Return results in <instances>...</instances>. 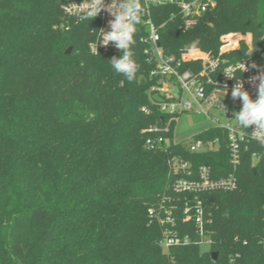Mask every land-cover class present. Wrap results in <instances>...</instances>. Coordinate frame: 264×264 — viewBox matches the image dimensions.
I'll return each mask as SVG.
<instances>
[{
  "label": "trees",
  "instance_id": "trees-1",
  "mask_svg": "<svg viewBox=\"0 0 264 264\" xmlns=\"http://www.w3.org/2000/svg\"><path fill=\"white\" fill-rule=\"evenodd\" d=\"M63 4L0 0V264H264V144L242 145L235 189L197 199L177 193L174 156L193 170L212 168L213 178L231 172L228 132L210 126L194 135L219 138L211 151L193 152L182 142L147 148L155 135L148 129L163 126L166 115L150 101L158 78L145 54L144 26L137 25L131 50L138 71L130 82L111 68L123 51H90L100 18L67 17ZM151 17L161 26L165 57L184 70L201 67L181 60L198 48L219 57L221 69L256 60L258 76L264 72V0H216L190 29L182 28L176 2L152 8ZM227 33H251V47L241 40L220 54ZM162 203L173 208L175 226L149 214ZM165 228L189 242L164 248ZM203 237L211 241L206 251Z\"/></svg>",
  "mask_w": 264,
  "mask_h": 264
},
{
  "label": "built area",
  "instance_id": "built-area-1",
  "mask_svg": "<svg viewBox=\"0 0 264 264\" xmlns=\"http://www.w3.org/2000/svg\"><path fill=\"white\" fill-rule=\"evenodd\" d=\"M63 2V12L67 17L71 18H79L84 15L92 4V0H63ZM174 2L177 3L180 14L183 16L182 28L184 29H190L197 23L203 13L216 6V0H141L145 10L141 23L147 33L142 37V41L145 43V54L155 67L151 75L158 78V82L150 89V101L160 108V111L167 117L163 116L165 122L163 126H154L148 129L149 132L155 135L148 137L146 146L151 150L157 151L160 149L166 150L170 145H177V143L182 142L193 152L216 149L220 142L219 138L205 141L195 138V133L190 140H187L178 137L176 128L173 132L171 131L172 126H176L178 122H181L183 116L193 113L205 116L210 126L220 127L228 132V148L230 149L232 170L226 177L213 178L212 168L207 166H200L199 169L193 170L190 163L179 155L169 160L170 168L178 176L174 182L175 191L177 193H193L197 199L198 194L202 192L229 191L237 187L236 172L241 161V147L250 140L257 141L252 138L254 136L253 126L247 130L237 120L235 123H224L216 114L224 113L228 118H235L236 110L242 108V101L239 98L233 99L231 95L237 81L242 83L244 90L253 99V96L258 92L259 86L258 78H253L258 77L260 64L256 60H242L236 63H229L221 69L219 57H215L211 53L204 52L198 48L191 49L183 54L181 60H199L201 61L199 69L184 70L181 68L180 62L174 64L171 59H167L159 43L161 26H156L153 22L151 10L156 6L173 4ZM104 3L106 5L110 4L112 0H104ZM97 17L100 18V26L96 31V38L90 43V51L94 54L105 55L122 52L123 50L116 48L113 42L105 45L101 40L103 31L108 32L111 30L109 22L114 17L106 9H101ZM222 40L225 41V38ZM225 45L220 47V54L239 48V46ZM248 46L251 47V44H248ZM243 65L244 68L241 70ZM155 95H159L160 98L156 99ZM226 98L232 99L234 102H229ZM143 109L145 112H149L147 107ZM228 112H233L234 117L228 116ZM191 209L186 203L184 210L186 221L192 219ZM162 210L163 215H161ZM148 212L151 216H155L161 224H169L172 227L176 225L173 208L167 207L165 203H162L158 213H156L154 208H150ZM194 217L196 218V225L200 230V234L203 235L205 223L204 208L199 200L195 204ZM163 235L161 245L166 249L189 242L188 236L180 237L171 229L165 228ZM210 242L208 237H203L201 244L209 245Z\"/></svg>",
  "mask_w": 264,
  "mask_h": 264
},
{
  "label": "clouds",
  "instance_id": "clouds-1",
  "mask_svg": "<svg viewBox=\"0 0 264 264\" xmlns=\"http://www.w3.org/2000/svg\"><path fill=\"white\" fill-rule=\"evenodd\" d=\"M101 9H106L114 17L109 22L111 30L102 33V43L107 45L109 42H113L116 48L123 50L121 56H113L110 59L111 68L128 81H134L138 65L133 58L131 49L136 43L137 25L141 23L145 11L141 0H112V3L107 5L104 0H92L91 6L79 19L92 20L100 13ZM253 51L250 49L248 55H251ZM243 68L244 65L241 70ZM257 78L260 82L258 97L255 100L250 98L240 81H237L231 95L233 99L239 98L242 101V108L235 113V119L244 129L253 126L254 136L252 138L264 144V72L253 79Z\"/></svg>",
  "mask_w": 264,
  "mask_h": 264
},
{
  "label": "rangeland",
  "instance_id": "rangeland-1",
  "mask_svg": "<svg viewBox=\"0 0 264 264\" xmlns=\"http://www.w3.org/2000/svg\"><path fill=\"white\" fill-rule=\"evenodd\" d=\"M225 36V37H224ZM224 36L221 37V41L223 45L225 46H239L241 40H244L246 43L251 44L252 35L251 33H227L224 34ZM227 37V38H226ZM225 38V41L222 40ZM238 41V44H237ZM229 102H234V100L226 98ZM217 116H219L222 120V122L227 123H235V118H228L225 116L224 113H217ZM209 123L207 122V118L202 115H198L196 113L189 114L186 116H183L181 122H178L176 125V132L178 134V137L181 139H187L190 140V138L196 133L201 132L205 130L208 127ZM209 249V246L203 245L201 246L202 251H206Z\"/></svg>",
  "mask_w": 264,
  "mask_h": 264
},
{
  "label": "water",
  "instance_id": "water-1",
  "mask_svg": "<svg viewBox=\"0 0 264 264\" xmlns=\"http://www.w3.org/2000/svg\"><path fill=\"white\" fill-rule=\"evenodd\" d=\"M71 50H72V48H69L66 53L70 54L71 53ZM227 115L230 116V117H234V113L233 112H228ZM217 255L218 254L216 252H214L212 254V259L213 260H216L217 259Z\"/></svg>",
  "mask_w": 264,
  "mask_h": 264
},
{
  "label": "crops",
  "instance_id": "crops-1",
  "mask_svg": "<svg viewBox=\"0 0 264 264\" xmlns=\"http://www.w3.org/2000/svg\"><path fill=\"white\" fill-rule=\"evenodd\" d=\"M209 127H210V123H209V125H208V127H207L206 129H208ZM206 129H205V130H206ZM203 131H204V130H203ZM196 133H197V132H196Z\"/></svg>",
  "mask_w": 264,
  "mask_h": 264
}]
</instances>
